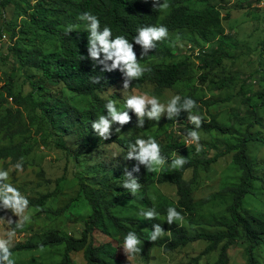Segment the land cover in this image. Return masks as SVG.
<instances>
[{"label": "rangeland", "instance_id": "obj_1", "mask_svg": "<svg viewBox=\"0 0 264 264\" xmlns=\"http://www.w3.org/2000/svg\"><path fill=\"white\" fill-rule=\"evenodd\" d=\"M28 2L36 4V0H11L6 7H0V33L6 32L9 37L16 30L22 41L20 47L25 53L35 48H43L48 57H57L61 53L60 41L57 37L47 34L32 24L25 13ZM191 12L201 13L210 7H217L223 16H226L223 25L225 32L222 39L217 37L209 43L202 40L201 34L189 30L170 31L166 42L168 50L171 51L173 59L152 58L143 60L137 58L139 63L148 67L150 64L168 65L175 60L189 57L192 67L188 75L179 81L172 89L158 92L154 85H146L141 89H130L123 87V82L109 92L101 94L105 99H111L119 107L126 105V100L133 96H145L147 99L157 98L161 104L167 103L174 96L194 95L199 100H217V103L204 109L203 119L210 120L212 115H217L216 122L230 129L231 134L221 135L217 132L201 135L200 144L202 150L196 151V144L191 142L187 136L185 122L167 119V113L161 115L159 121L149 120L145 117L144 127L137 128V121L131 117V121L122 127L117 123L112 125V136L121 138H136L147 140L155 138L161 146V151L170 147L171 162H165L162 167L155 171L148 172L144 165H140V171L133 173L143 180L140 191L136 196L127 197L128 193L122 194L125 198L120 201L114 209L115 215L123 219L131 229L147 233L150 220L145 219L142 211H147L151 205L158 203H176L178 197L176 189L169 184H159L158 175L166 168L172 169V160L184 156L188 162L197 159H211L217 154L224 152L229 146L240 140V134L247 130L250 124H254V117L249 113L248 104L243 101L239 94L240 87L249 97L260 103L257 93L264 90V52L261 49V42L264 40V16L263 12L249 0H184ZM170 11V7L161 10L160 18H163ZM31 12V10L29 11ZM228 15V16H227ZM75 29H87V23L83 20L80 24L74 25ZM68 27V26H67ZM67 27H63L65 30ZM221 39V41H220ZM226 45L229 58L224 61V72H218V76L209 75L207 80L200 82V76L206 73L200 69V57L210 53L212 49ZM28 76L36 79L42 78L41 74L28 67H24L18 55L12 48L5 44L0 48V89L12 80L16 94L22 93L28 96L32 91ZM231 76L235 77L237 86L233 89H221L217 79ZM214 80L215 82H213ZM55 95L62 94L70 99L74 105L86 113L92 105L90 96H75L61 87L54 86L52 90ZM5 96L0 98V104ZM39 103H45L51 97L45 91L35 93ZM8 110H16L12 99L10 103L0 107V121L8 116ZM25 108L23 125L29 130L25 136L15 140H4V132L0 136V149L11 147L25 142L29 155L23 159L24 166L17 168L12 160L0 161V171L8 173L4 184L11 185L18 190L20 195L29 202L38 200L44 195L56 194L47 206L43 209H29L21 215L8 211L5 218L0 217V239H7L8 233L15 230L11 238V247L25 241L40 243L44 237L54 230L60 231L63 235L81 238L85 230V221L91 215L92 208L87 200L89 197H98L106 201H114L118 196L114 193L103 190L96 183L100 181L111 182L121 185L126 179L124 171L131 170L137 163L135 160L126 159L125 150L117 143L107 142L101 139L96 133H84L81 126L70 136L53 134L49 130V124L42 115L35 116L34 113ZM258 117L264 124V106L257 108ZM41 111L39 112V114ZM88 114L85 117L88 118ZM176 118V117H175ZM173 118V119H175ZM120 127V131L115 129ZM253 134L264 138V129L255 124L251 127ZM91 142L95 148L85 152L78 157L79 150ZM66 145L71 155L59 149L56 145ZM252 164L255 166V173L261 180L255 181L254 191L246 199L245 209L264 218V144L252 142L250 144ZM174 169V168H173ZM193 171L189 169L185 178L192 177ZM241 171L233 163L232 155L219 158L218 162L210 165L209 169L203 166L199 169V177L193 186L195 192L196 214L194 216H183L182 221L174 223L184 225L190 232L196 231H217L222 229L219 223L229 219L228 206L232 202V196L222 191L223 188L240 182ZM87 185V195L82 185ZM11 195V194H9ZM68 208L62 216H56L51 212L62 211ZM44 210V211H42ZM22 216L29 219L22 228H16ZM165 222L166 216L161 217ZM96 245L111 243L117 251V261L121 264H216L220 258L221 249L204 255L199 262L195 257L208 246V242L199 240L180 247L174 251H165L155 246L152 249L149 263L140 258L137 254L126 255L122 245L116 238L106 237L99 231L95 233ZM247 241L241 238L230 250V261L228 264H245ZM64 254L62 247L47 248L36 251L17 252L13 259L16 264H58ZM256 255L260 264H264V247L256 249ZM73 264H87L84 253H78L74 257Z\"/></svg>", "mask_w": 264, "mask_h": 264}, {"label": "trees", "instance_id": "obj_2", "mask_svg": "<svg viewBox=\"0 0 264 264\" xmlns=\"http://www.w3.org/2000/svg\"><path fill=\"white\" fill-rule=\"evenodd\" d=\"M33 4L28 2V7L25 13L28 15L32 24L36 25L41 31L57 37L61 45V53L53 58L45 55L43 48H35L25 53L20 47L24 38L14 30V34L9 35L2 31L0 33V48L8 44L12 50L18 55L22 66L28 67L40 73L42 78L36 79L34 76H28V80L33 87V91L24 96L22 93L16 94L12 80L6 83L0 89V98H3L0 107L4 104L14 102L16 110H8V116L0 121V136L4 132V140H15L20 136H25L29 130L23 125V116L25 108L34 113L35 116L42 115L49 124V130L54 131L53 134L60 136L73 135L77 128H80L87 133H96L91 125L93 120L101 115L107 114L105 109L106 103L111 99L101 97V94L109 92L120 83L124 82V75L119 69L112 71H104L103 65L97 64L88 57V28L75 29V31L67 34L63 27L69 25H78L83 20L80 19L84 12H91L100 20L101 30L107 26L112 31V37L124 36L134 46V52L137 58L150 60L152 58L173 59L171 51L168 50L166 42H156L155 49H150L145 56L141 55L142 47L135 44L133 37L137 34V29L143 26H166L168 32L189 30L201 34L202 40L209 43L217 37L222 39L225 28L223 21L226 16H223L217 7H210L201 13L191 12L184 0H159L160 3H167L170 11L163 18H160L161 10L153 8V0H36ZM253 4V0H249ZM11 0H0V7H6ZM31 10V12H29ZM228 16V15H227ZM87 23V21H85ZM5 35V38L3 37ZM220 39V41H221ZM261 49L264 52V40L261 42ZM85 59H80V56ZM103 54H101V58ZM229 58L228 48L226 45L213 48L210 53H205L200 57V69L203 73L200 77V82L204 83L207 76H218V72H224V61ZM111 61H109V64ZM192 63L189 57L175 60L171 64H150L147 71L140 78L132 80L130 89H141L146 85H154L158 92L172 89L179 81L184 79L190 69ZM99 78V82H93ZM215 82L214 80H212ZM219 88L233 89L237 86L235 77L224 76L217 79ZM61 87L69 91L75 96L83 97L90 96L92 105L85 113L79 109L74 103L64 97L62 94L55 95L52 91L53 87ZM45 91L46 95L51 98L45 103L37 102L35 93ZM239 94L243 97V101L248 104L249 113L254 117V124H250L247 130L240 134V140L231 145L224 152L217 154L211 159H197L193 162H188L180 169H168L166 167L159 175L157 182L159 184H169L176 189L178 197L176 203H158L151 205L158 213L155 220H150L149 231L137 232L126 225L125 221L115 215L114 209L117 204L122 201L128 193L127 197L133 195L127 192L121 185L111 182L100 181L96 185L103 190L114 193L118 197L114 201H106L102 198L89 197L87 200L92 208L91 215L85 221V230L81 238L63 235L60 231L54 230L50 232L40 243L35 241H25L10 247L12 256L17 252L36 251L47 248L62 247L64 254L58 264H73L74 257L78 253H84L87 264H121L117 261L116 248L111 243H103L96 245L94 236L96 232H100L106 237L116 238L119 244L124 243V238L129 231H134L139 239L143 242L141 252L136 253L142 258L145 263L150 262L152 257V249L157 246L165 251H174L180 247L187 246L190 243L204 240L208 242V246L200 256L195 257V261L213 251L221 249L220 258L216 264H228L230 261V250L241 238L247 241L246 253L247 261L245 264H260L256 249L264 247V218L245 209L246 199L254 191L255 181L261 180L255 173V166L251 161L250 144L258 142L264 144V138L261 135L253 134L251 127L255 124L260 125L264 129V124L257 119L259 106H264V90L256 95L260 103H256L254 98L249 97L244 90V86L240 87ZM197 102V107L192 110V114L203 116L204 109L211 107L217 103V100H199L194 95H186ZM119 110H127L126 105L119 107ZM41 113L39 114V112ZM129 115L137 121V117L132 110H127ZM31 112V113H32ZM88 114V118L85 117ZM210 120L204 119V123L198 132L210 134L217 132L221 135H229L231 131L228 127L220 125L216 122L217 115H212ZM174 121H189L188 113L181 110L179 116L175 119H167ZM187 129L192 130L194 125L186 123ZM136 138H121L112 136L107 142L117 143L118 146L125 150H129V146L135 143ZM59 149L71 155L69 148L66 145H56ZM95 148L89 141L83 150H79L78 157L85 152L92 151ZM173 149L166 147L161 151V155L166 158V162H171V152ZM232 155L233 163L240 169V182L234 185L227 186L222 189L223 192L232 196V202L228 206L229 219H225L219 223L222 229L217 231H196L190 232L184 225L173 223L169 225L161 217L167 216L168 207H175L181 212L182 216H194L196 214L195 192L193 186L196 184L199 177V169L201 166L204 169H209L210 165L218 162L219 158ZM29 155L26 150L25 142L18 145L5 147L0 149V161L12 160L15 164L24 166L23 159ZM192 169L193 174L190 179L185 178L186 172ZM143 180L142 177L139 178ZM82 188L87 195V185H82ZM56 194H48L42 196L38 200L29 202L26 210H40L47 206L48 202L54 198ZM65 208L62 211L51 212L56 216L65 214ZM25 210V211H26ZM11 210L0 207V217L5 218L7 212ZM44 211V210H42ZM160 223L165 229V234L162 238L155 242L149 241V234L152 231V225Z\"/></svg>", "mask_w": 264, "mask_h": 264}, {"label": "clouds", "instance_id": "obj_3", "mask_svg": "<svg viewBox=\"0 0 264 264\" xmlns=\"http://www.w3.org/2000/svg\"><path fill=\"white\" fill-rule=\"evenodd\" d=\"M168 7L169 5L167 3H160L159 0H153L154 9L159 8L160 10H164ZM80 19L87 21L88 57L95 63L103 65L102 70L104 71L119 69L124 75V88H128L133 79L140 78L145 72L150 71V69L139 63L136 53L134 52L133 43L126 37L116 36L113 38L112 31L107 26L101 30L100 20L91 12H84ZM73 31H75L74 25H69L65 29L67 34ZM167 36L168 29L166 26L149 25L138 28L137 34L133 37V40L135 44L141 45V55L145 56L150 49H155L156 42L164 40ZM101 54H103L102 58ZM80 59H85V57L81 55ZM109 61H111L110 64ZM93 82L98 83L99 78H96ZM196 107L197 102L194 99L191 97L182 98L179 95L174 96L167 105L161 104L155 97L147 99L142 95H133L126 100V109L132 110L137 117V128L144 127L145 117L149 120L159 121L161 115L166 110L167 117L173 119L179 116L181 110H185L188 113L189 122L194 125L192 130L186 132V136L191 142L196 144V151L200 152L202 150L200 144L201 135L197 129L202 127L204 119L200 115L192 114V110ZM105 109H107V114H103L93 120L91 127L101 139L108 140L112 135L113 123H117L122 127L131 121V116L127 110H119L112 100L106 103ZM120 127H117L115 131L119 132ZM125 158L137 161L131 170L125 169L124 176L126 179L121 184L123 189L133 196H136L141 188L138 177L133 175V173H138L140 171V165H144L148 172H152L162 167L166 162V158L161 155L160 144L153 137H149L147 140L137 139L135 143L129 146ZM187 163V157L179 156L172 160L171 167L180 169ZM16 167L20 168L21 165L17 164ZM7 176L8 173L6 171H0V207L11 210L16 215H21L27 209L29 201L20 195L18 190L11 185L3 183V181L7 179ZM141 215L148 220H155L158 217L155 208L142 211ZM28 219V216H22V220L20 223L16 224V228H22ZM182 220L183 216L181 212L177 211L175 207H168L166 221L169 225ZM14 232L15 230L9 232L7 239H0V264H16L10 250L11 238ZM164 234L165 229L161 224L155 223L152 225V231L149 234L148 240L155 242L162 238ZM142 243L143 242L139 239L136 232L129 231L124 238L122 247L125 254L128 256L140 253Z\"/></svg>", "mask_w": 264, "mask_h": 264}, {"label": "built area", "instance_id": "obj_4", "mask_svg": "<svg viewBox=\"0 0 264 264\" xmlns=\"http://www.w3.org/2000/svg\"><path fill=\"white\" fill-rule=\"evenodd\" d=\"M253 3L255 7H257V9L263 12V16H264V0H253ZM3 37L5 38V35Z\"/></svg>", "mask_w": 264, "mask_h": 264}]
</instances>
